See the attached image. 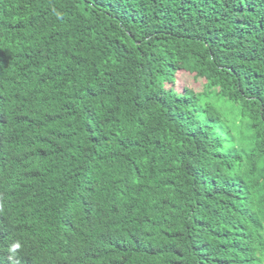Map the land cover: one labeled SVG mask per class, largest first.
Instances as JSON below:
<instances>
[{
	"label": "trees",
	"instance_id": "16d2710c",
	"mask_svg": "<svg viewBox=\"0 0 264 264\" xmlns=\"http://www.w3.org/2000/svg\"><path fill=\"white\" fill-rule=\"evenodd\" d=\"M0 264H264V0H0Z\"/></svg>",
	"mask_w": 264,
	"mask_h": 264
},
{
	"label": "rangeland",
	"instance_id": "374dc122",
	"mask_svg": "<svg viewBox=\"0 0 264 264\" xmlns=\"http://www.w3.org/2000/svg\"><path fill=\"white\" fill-rule=\"evenodd\" d=\"M180 80L183 84H192L194 82H197L198 86L201 85L200 80L194 79L191 76H187V75L182 76Z\"/></svg>",
	"mask_w": 264,
	"mask_h": 264
}]
</instances>
